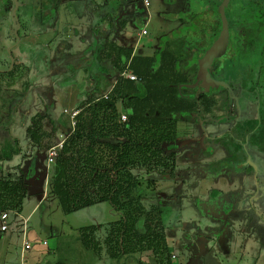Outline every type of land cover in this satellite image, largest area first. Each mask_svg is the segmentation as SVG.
I'll list each match as a JSON object with an SVG mask.
<instances>
[{
  "label": "rangeland",
  "instance_id": "rangeland-1",
  "mask_svg": "<svg viewBox=\"0 0 264 264\" xmlns=\"http://www.w3.org/2000/svg\"><path fill=\"white\" fill-rule=\"evenodd\" d=\"M12 1V4H9ZM47 0H0V71H6L7 62L10 61V54L14 61L22 63L28 68L29 74L25 78L29 82L26 96L28 97L27 109L23 111V115L15 113L13 120L15 123L10 127L6 145L3 147L5 153H11L10 157L1 160V166L13 169L16 172L17 169L24 172H28L27 179H29L27 188V195L22 199L20 218L22 223L26 220V240L32 247V250L24 254V258H20L18 255L19 249L22 245V234H17L13 229L6 234H11L10 240L5 242V239H0V253L4 252L3 260L0 256V264H29V263H41V264H53L54 261H66L69 262L66 255H62V252H55L56 247H85L82 243L81 228H88L97 224L105 225L108 222H114L119 219L122 213L112 210L108 203H103L98 206H92L72 214L66 215L62 212L57 199L48 193V181L46 183V177L42 171V167L45 164L44 157L46 151L56 144L57 135L70 128V125L66 124L67 116L63 115V109L65 106L70 105V102L81 100L87 90L90 89V79L94 74L102 71L95 64L97 60L92 57L91 61L86 62V66L89 68L83 69L79 64H75L69 56H75L76 52L83 50L93 51L96 48V44L85 37L84 40H75L74 34L77 28L71 29V34L66 37L68 25L65 21H72L74 23L79 22L83 11L84 4L81 2H74L72 0H65L63 7L67 5V8L61 10L60 14L63 17L59 20V23L51 21L49 18H44L40 15V9L45 8V2ZM150 7L147 11L139 9L136 5V12L134 0H110L107 2L108 8L115 9L117 5L121 3L128 4L124 6L125 11H129V14L135 15L137 20L136 24L146 23V30L148 36L140 37V27L137 26L135 31L134 27H130V36L134 42H142L144 47L142 55H151V46L157 40L163 41L167 37V33L171 35L180 34L185 31V27H180V21H175L173 18L182 19L187 14H207L213 17V20H218L216 12H218V6L222 0H188L189 4L184 8V0H175L173 4L166 3V0H148ZM257 1V6L250 13L246 12L245 0H228V5L225 10L226 19L230 28L238 27L241 23L249 22L255 24L256 18L261 14V21L264 22V0H252L253 4ZM188 8V9H187ZM187 9V11H185ZM49 10V8H48ZM118 12V16L125 15L126 12ZM186 12V13H185ZM190 12V13H189ZM86 14V13H85ZM93 15L91 12L87 15ZM70 17V18H69ZM63 19V20H62ZM206 15L200 16V24L208 22ZM19 25V33L15 34L17 26ZM95 26V25H94ZM259 27V26H258ZM256 26L251 29L239 28L236 36L242 39L244 42V48L252 46L251 39L253 34L257 31ZM194 29V28H193ZM96 30V29H95ZM119 30V29H118ZM55 36L51 34L56 32ZM81 34L85 32L83 28L79 30ZM199 32V31H198ZM197 30L193 31L192 38L188 41L189 44L195 45ZM200 33V32H199ZM16 37L17 41L14 43L13 39ZM199 38V37H197ZM230 38V31H229ZM228 38V39H229ZM82 42H81V41ZM207 40V37L204 41ZM64 41L66 42L65 44ZM117 46H123L124 43L120 39L116 40ZM231 39H229V42ZM261 38L255 42L253 49L237 50L240 53L238 59H231L234 51H229L231 54L223 62L231 67H239L242 70L253 69L257 73H260L264 78V46L262 51H259ZM155 42V43H156ZM65 47V48H64ZM109 50V51H107ZM107 54H113L111 45H104V51L101 53L102 57ZM91 57V56H90ZM68 64V65H67ZM71 66V69L66 67ZM10 66V64H9ZM228 67L229 70L231 68ZM76 69L74 73L72 70ZM213 69L211 68V72ZM246 81L244 85H248V93L243 94L240 100V110L251 119L255 115V100H261V96H264V81L259 84V87L252 85L254 82L251 78H254V74L246 72ZM240 83V82H239ZM253 86V87H252ZM261 86V87H260ZM252 87V88H251ZM14 88L20 89V84ZM257 88V89H256ZM238 89V88H237ZM255 90H257L255 92ZM218 94V93H216ZM238 95V90L234 93ZM261 95V96H260ZM258 97V98H257ZM23 100V99H22ZM68 101V102H66ZM223 102V101H222ZM67 104V105H66ZM6 106L5 102L0 100V115L5 116ZM122 114H124L122 112ZM217 114V113H216ZM218 112L217 115H219ZM39 115H44L43 118H39ZM64 119V120H63ZM56 121L62 123L63 128L59 130ZM36 122L40 123L39 132H44L51 136V140L45 142L40 146V152H36V147L32 145L27 132L28 125L30 128L35 125ZM263 122V120L261 121ZM259 122V123H261ZM4 127V126H3ZM68 127V128H67ZM190 127H193L192 137L199 135L196 124L191 122L178 123V139L185 137L189 134ZM229 125L222 126H207L205 128L206 135L221 134L224 128ZM223 129V130H222ZM63 131V132H64ZM69 131V130H68ZM263 130L259 129L256 136L258 146H260L262 153L264 154V135ZM63 135V133H62ZM61 135L62 139L63 136ZM16 138V139H14ZM186 138V137H185ZM226 138H223L222 142L226 143ZM194 147V145H193ZM226 151V149H225ZM224 150H222L220 159L228 158ZM14 153V154H13ZM183 161V162H182ZM204 161V160H203ZM189 161L178 158V169L181 171L185 169V166L191 165H204L214 161V158H208L205 162ZM37 162V165H36ZM215 162V161H214ZM196 163V164H194ZM198 163V164H197ZM233 163L223 162L220 163L217 170V176L223 175L222 171L232 168ZM203 169V172L207 175L210 171L207 167ZM1 169V167H0ZM202 169H195L191 180L195 183L191 187V193L195 196L198 202H192L189 199L190 193L184 192V188H180V191H173L170 185L171 179L169 175L163 176L162 174H150L147 175L144 171L140 172L141 178L137 177L140 181L139 192L134 191L133 195L136 198H141L142 212L154 211L155 213L161 211L160 221L164 229V234L170 244V253L176 255V259L172 261L173 264H264V234L253 235L250 231L248 233L245 228L246 223L242 218L235 219V208L233 205L232 195L227 196L229 200L222 206V220L220 223H214L210 218V214L206 215L205 206L207 205L208 198L205 192L206 189L213 187V180L204 181L200 179ZM4 172V171H3ZM19 171H17L18 173ZM0 174H3L0 170ZM137 176L138 172H134ZM214 173H212L213 175ZM210 176V175H209ZM36 177V178H33ZM31 179H35L31 184ZM148 181H154L155 184L148 185ZM254 190L245 195V199L252 198L253 196L258 199H264V180L254 183ZM256 210H259L258 208ZM260 211V210H259ZM155 216V214H154ZM240 216V215H239ZM19 220V219H18ZM137 228L140 229L142 220L136 221ZM260 226L264 225V216L259 220ZM248 225V224H247ZM247 227V226H246ZM221 228V235L215 234L214 230ZM264 229V226L263 228ZM210 230L212 232H210ZM219 230V231H220ZM250 230V229H249ZM14 231V232H13ZM4 235V234H3ZM89 246H95L96 238L93 235L88 234ZM251 238L252 240L248 238ZM208 237V241L205 244L199 245L197 243L201 238ZM105 237L101 240H103ZM46 242V246L42 245V242ZM205 247L204 250H201ZM242 247H261L260 252L262 254L252 261L243 254ZM86 249V248H85ZM89 250V249H88ZM91 251V250H89ZM49 252V253H48ZM90 260L86 258L85 261H94L99 259L96 257L93 251L90 252ZM70 254V253H69ZM106 254V253H104ZM53 255V257H52ZM140 252H129L118 260L105 259L102 256V260H106V264H152L149 263L153 258H142ZM96 260H95V258ZM101 260V261H102ZM149 260V261H148ZM84 264H91L86 262ZM94 264V263H93ZM99 264V263H96ZM101 264H105L102 261Z\"/></svg>",
  "mask_w": 264,
  "mask_h": 264
},
{
  "label": "trees",
  "instance_id": "trees-1",
  "mask_svg": "<svg viewBox=\"0 0 264 264\" xmlns=\"http://www.w3.org/2000/svg\"><path fill=\"white\" fill-rule=\"evenodd\" d=\"M245 1L246 12H253L257 2L251 4L252 0ZM9 4L13 6L12 1ZM216 14L217 21L209 13L204 14L208 21L204 25L197 21L203 14L173 18L180 21V27H185L184 33L166 37L148 56L133 54V49L126 45H111L114 57L111 54L102 57L104 47L102 43L96 44L93 54L97 60L95 66L102 71L94 74L93 79L91 77L90 89L76 103L75 109L79 110L76 126L72 133L63 128L65 136L68 135L47 170L48 193L57 199L64 214L101 203H108L113 210L122 213L116 222L106 226L102 245L95 241V246L91 247L88 241L87 233L94 236L99 227L85 229L82 240L87 249L103 247L113 260L133 251H150L152 264H173L170 244L160 221L161 211L142 212L141 197L136 198L133 193L141 191L137 179L142 177L141 171L147 175H158L173 169L172 160L166 152L178 137V123L211 114L221 103V97L216 99L215 95H207L199 83L195 85L198 61L221 30V20L218 12ZM252 19L261 23L258 27L261 52L264 22L261 21V14L256 18L252 16ZM251 21H244L238 27L230 28L228 25L231 51H248L255 47L252 39L253 45L248 49L243 48L241 39H232L239 28H254L255 24ZM195 29L196 46L188 41ZM13 41L16 43V37ZM9 64L10 61L6 70ZM125 71L134 74L137 80L122 78L121 74ZM74 72L75 69L71 71ZM28 74V68L16 61L11 71L0 73V100L5 102L7 112L5 116L0 115V132L9 134L15 122L13 118L17 105L28 90L29 82L25 79ZM19 84L20 89L14 88ZM106 94L105 99L103 96ZM122 112L127 117L125 123L119 121ZM39 116L43 118V115ZM66 124L70 125L68 118ZM39 130V122L28 128L31 143L41 139ZM4 150L0 161L11 155L10 151L5 153ZM12 172L0 178V207L20 213L29 179L20 169L14 174ZM147 184L155 182L148 181ZM137 220H142L140 229L137 228Z\"/></svg>",
  "mask_w": 264,
  "mask_h": 264
},
{
  "label": "flooded vegetation",
  "instance_id": "flooded-vegetation-1",
  "mask_svg": "<svg viewBox=\"0 0 264 264\" xmlns=\"http://www.w3.org/2000/svg\"><path fill=\"white\" fill-rule=\"evenodd\" d=\"M259 25H261V23L257 21L255 23L257 31L254 33L252 38L253 43L256 42L259 38ZM168 36L170 37L171 35L167 33V37ZM232 39L238 41L239 37L235 34L232 36ZM155 42L151 46L152 52L155 51L161 44V41L159 40H157L156 43ZM125 45L133 49V54H141L143 52L142 48L144 47V44L142 45V47L138 42L134 44L124 43V46ZM229 51H231V47L228 39L225 52L219 58H215L212 64L213 71L211 72V78L214 84L212 85L204 83L205 85L203 86L205 87H202L199 83V86L202 87L201 90H203L204 93L205 90L209 92L205 94L215 95L216 99H219V97H221L220 105L211 114L184 121L196 124V128L199 133L198 137H192V130H194V128L190 127V135L185 136L186 138L181 137L178 139L177 137V139L172 143V145L169 146V151L166 152V155L169 156L170 160H172L173 169L170 172H168L167 170L165 173L161 174L163 176L169 175L172 184L170 186L173 191H180V188H184V192H188V194L190 193L189 199H191L192 202H198V200H196L197 198L193 196L190 192L191 187L195 185V183L191 180L192 174L194 173L192 171H194L195 169H202L201 167H207L210 171L206 175L203 172V169L205 170L206 168H203L201 177L199 178L204 181H208V177H210L211 179L209 180H213L212 185L218 184L219 180L221 179H224V181H226V184H230L231 186L236 184L235 182L239 181H242L244 184H254L259 182V180L261 179L264 180V154L262 153L260 146H258L256 136L253 137V139L250 138L257 134L259 132V129L263 130L262 134L264 135V96L260 95L262 99L254 101L255 115L251 119H249L240 110V100L242 99L243 94L251 92L249 91L250 86L243 84L247 79L245 76L246 72L254 74V78L250 79L254 82L252 84L254 87L255 85L256 87H259V84L263 83L264 78L261 77L260 73H257L256 70L254 71L253 69L247 68V70H242L239 67H231V64H229V66L231 67L229 70V66H227V64L223 62L228 56H230L231 53ZM232 54L233 55L231 59L236 58L239 60V56H241L240 53L233 52ZM261 86H263V84ZM237 90L238 95H235L234 93ZM256 91L257 90H255V92ZM218 112H220L219 115H217ZM262 120L263 122H261ZM225 124L229 125V127L224 128V130L222 129L223 131L221 134H213V136L211 134L206 135L205 128L207 126H222ZM223 138L227 139L226 143L222 142ZM180 142H183L184 144L178 147V143ZM222 150L226 152L228 158L220 159ZM182 156L183 160H186L187 162L199 160H204L203 162H205L206 159L211 157L214 158L215 162L213 161L212 163L204 164L202 166L188 165L185 166V169L180 171L177 166V161L178 158H182ZM223 162L233 163V167L228 168L227 170H223V175L217 176V170L219 169V165ZM212 173L214 174L212 175ZM213 187L205 190L208 201H206L207 205L205 206L204 213L206 215L210 214V218L214 223H220V220L223 219L221 212L222 206L226 203L227 200H229L227 196L232 195L233 205L237 208V204L235 203L237 197L239 196L240 198H244V196L248 194H245L242 191H230L229 193H222L217 189L214 190ZM257 199V196L245 199L246 201H248L249 205H247L255 211L256 208H254L252 202ZM218 229L220 230L221 228Z\"/></svg>",
  "mask_w": 264,
  "mask_h": 264
},
{
  "label": "crops",
  "instance_id": "crops-1",
  "mask_svg": "<svg viewBox=\"0 0 264 264\" xmlns=\"http://www.w3.org/2000/svg\"><path fill=\"white\" fill-rule=\"evenodd\" d=\"M64 1L65 0H47L45 2V5H44L46 7L45 8L42 7L40 9V15L42 17H44V18H49L53 22L59 23V20L61 19V17H63V14H62V16L60 14L61 10L64 9V8H67V5L65 7H63ZM72 1H74L76 3L81 2L82 4H84L85 8L83 10H85L86 14L83 11V14H82L81 18H79L80 19V23L79 22L74 23V22H72L70 20L64 22V23H66L68 25L67 26L68 30H67V32L65 34L66 37H69L70 34L72 33L71 29L77 28V31L74 34V36H75L74 38H75L76 42H78L79 39L84 40L85 37H88V38H90V40L92 42H94L97 45L102 43V47H104V45H106V44L109 45V46L110 45H117V41L116 40H118V39L123 41V43H130V44L137 43V42H134L133 38L130 36V31L128 32V30H129V28L131 26L134 27L132 29H134L135 31H138V30H136L138 24H136L137 20L135 19V15H133V13H132V15H130L129 11H127V10L125 11V9H124V6H126L128 4V2H126L124 4L121 3V5L118 4L115 9H111L110 10L108 8V4H107V2H109L110 0H72ZM174 2H175V0L173 2L172 1L169 2V4H173ZM133 3L135 4V8L133 10L135 12H136V5L138 6L139 9H143L145 11H147L148 8L150 7V2L149 1H148V3H149L148 6H145L143 4V0H134V2H132V4ZM188 4H189L188 0H184V6H185L184 8H186L188 6ZM48 8H49V10H48ZM187 9L185 11H187ZM123 11L126 12V16L122 15L121 17L120 16L117 17V13L118 12H123ZM89 12H91L93 15L92 16L89 15V14L87 15V13H89ZM117 18H118V20H117ZM146 23L140 24V25H142L141 28H140V30H141L140 31V37L141 38L148 36V32L146 30ZM81 28H83L85 30V32L83 34H81L79 32V30H81ZM143 30L146 31L145 35H141V32ZM56 34H57V31L53 32L51 35L55 36ZM65 43L66 42L64 41L63 44H65ZM139 44L142 47L143 39H142L141 43L139 42ZM107 51H109V50H107ZM151 53H152V51H151ZM93 54H94V50H93V53H92L90 50H87V51L86 50H84V51L82 50L81 51V49H80L79 52H76L75 56H69V58L71 60H73L75 64H79V66L85 72V69L87 68L85 64H86L87 61H89V60L91 61L92 57L95 56ZM112 57H114V53L112 54ZM71 68L72 67L70 65L68 67H66L67 70L71 69ZM75 71H77V70L75 69ZM66 102H68V101H66ZM76 103H78V100L70 102V105L66 104L67 106H65L64 109H75ZM27 106L29 107V105H28V97L25 95L23 100H21L19 102V104L17 105L16 113L18 112V113H20L19 115H22L24 117L23 111L25 109H27ZM54 124H57V127H59V130H60V128L62 130L63 126H65V125H63V121H62V123L61 122L58 123V121H56V123H54ZM28 128H30V125H28ZM28 128H27V130H28ZM68 130L70 131V128ZM62 133H63L64 136L62 135ZM62 133L61 134L59 133L57 135V137L55 139H53V141L56 140L55 141L56 144L59 141H61L63 138H66L67 135H68L67 134L65 136V133L63 131H62ZM38 135L41 137V139L40 140H36V143H34V144L32 143V145L36 147V152L35 153H37V154H38V152H40V150H38V149H41L40 146L42 144H44L45 142L51 140V136L48 137V135L46 133L42 132V131L39 132ZM61 135L63 136V138L59 139V138H61ZM7 138H8V133L4 132V131H1L0 132V155H1V153H3L2 152L3 151V147L6 145ZM14 139H16V138H14ZM46 153H47V151H46ZM45 157H46V154H45ZM45 157H44V161H45ZM1 163L2 162L0 161V167H1L0 170H1V172L3 174H0V178L5 176L8 172H12L13 171V169L8 168V170H7L6 168L2 167ZM36 165H37V162H36ZM41 167H42V171H43V169H47L46 168V162ZM48 168H49V166H48ZM19 169H21V168H19ZM45 175H46L45 177H46V183H47L48 172ZM235 183L236 184L233 183L234 185L231 186L230 184H226V181H224V179H221V180H219L218 184L214 185L213 189L214 190L217 189V190H219L222 193H229L230 191H232V192H234V191H237V192L238 191H242V192H244L246 194V193H249V192L253 191L254 187H255L253 183H245L244 184L242 181L235 182ZM235 203L237 204V208H236V212H235L237 214L235 215V219L242 218V220L245 221L244 223H246V226H247V227L245 226V228H247L248 233L251 231L253 233V235L264 234V229H261V228H263L264 225L261 227L260 223H259L260 218L262 216H264V200L263 199H257L254 202H252V205L254 206V208H256V209L258 208L260 211L259 210H256V211L252 210V208L248 206L249 205L248 201H246L245 198H240L239 196L237 197ZM101 204H103V203H101ZM98 205H100V204H97L95 206H98ZM16 213L19 214L18 212H16ZM19 216H20V214H19ZM116 221H114V222H116ZM114 222H108L105 225H102L100 223L95 225V226L99 227V229L96 230L95 235H94L95 238H96L97 244L102 245V240L101 239L103 238V235H105L106 226L111 224V223H114ZM21 224L22 223L20 221V218H17L16 223H15V225L13 227L14 228L13 230L19 235L22 234ZM85 229L86 228H81L80 229L81 238H82L83 233L85 232ZM214 231H215L214 232L215 234L221 235V231H219V229L218 230H214ZM210 232H212V231L210 230ZM11 235H12V232H11V234H4V235L2 233H0V239H5V242L7 243V241L10 240ZM249 235H250V233H249ZM22 238H23V236H22ZM251 238H252V236H251ZM251 238L249 236V238L247 240H249ZM25 241H27L26 238H25ZM207 241H208V237L201 238L200 240L197 241V243L199 245H201V244H205ZM22 243H23V239H22ZM82 243H83V240H82ZM85 248L86 247H72V248H69V247H67V248L66 247H56L55 252L56 253L62 252L63 253L62 255H66L67 256V259H69V262H67L68 260H66L64 262L56 260V261H54L53 264H84L86 262L87 263L91 262V264H93V263L94 264H96V263L101 264L102 261L105 262V264H106V260H102V256L105 259H111V256H110V254H108V252H107V254H104L105 250H104L103 247H95V248L89 249V250H91V251H93L95 253V255L99 259V261L96 260L95 257L94 258H95L96 261H94V259L92 261H85L86 258H89L90 254H91L90 253L91 251H89L87 248L86 249ZM204 249H205V247L201 248V250H204ZM260 249H261V247H242V252H243V254L246 253V256L249 257V259H251L252 261H254V260L257 259V257L259 255L262 254V251L260 252ZM30 250H32V247H31ZM30 250L23 252L22 251V245H21L18 255L22 259L24 254L29 252ZM142 255H144V256H142L140 258L141 260H142V258H148L147 256H151V258H152V254H151L150 251H144V252H142ZM0 256L2 257L1 260H3L4 252L0 253ZM52 257H53V255H52ZM89 260H90V258H89ZM149 263H152V260L149 261ZM29 264H34V263H29ZM35 264H41V263H35ZM139 264H141V263H139Z\"/></svg>",
  "mask_w": 264,
  "mask_h": 264
},
{
  "label": "built area",
  "instance_id": "built-area-1",
  "mask_svg": "<svg viewBox=\"0 0 264 264\" xmlns=\"http://www.w3.org/2000/svg\"><path fill=\"white\" fill-rule=\"evenodd\" d=\"M143 4L145 6H148L149 3L147 0H143ZM145 34H146V31L143 30L141 32V35H145ZM121 77L124 79H128L130 81H136L137 80V77L128 71H125L124 73H122ZM103 98L106 99L107 94L104 95ZM62 114L66 115L68 117V119L70 121V133H72L75 126H76V117L79 114V110H77V109H64ZM119 121L121 123L127 122L126 115L125 114L120 115ZM65 139L66 138H63L61 141H59L57 144H55L54 146L50 147L47 150L46 157H45L47 170H48V166H50L55 161V159L57 158L59 151L62 149V146H63ZM46 173H47V171H46ZM17 217H18V214L15 211L6 210V209H3L2 207H0V233H2V234L9 233L13 229V227L16 223ZM26 223H27V221L23 220L22 224H21L22 236H23V243H22V251L23 252L31 249L30 244L27 241H25ZM42 245L46 246V242L43 241ZM175 259H176V255L171 254L170 255L171 262L174 261Z\"/></svg>",
  "mask_w": 264,
  "mask_h": 264
},
{
  "label": "water",
  "instance_id": "water-1",
  "mask_svg": "<svg viewBox=\"0 0 264 264\" xmlns=\"http://www.w3.org/2000/svg\"><path fill=\"white\" fill-rule=\"evenodd\" d=\"M171 1L173 2L174 0H166L167 3ZM227 5H228V0H222L220 5L218 6V15L221 20V30L219 34L213 40L211 47L206 51V53L198 61L199 70H198L197 79L195 81V85L200 83L202 87H205L203 85L207 83L212 84V85L214 84L211 78L212 64L216 57L223 55V53L225 52V49L227 47L228 37H229L228 22H227L226 15H225V10L227 8ZM18 30H19V25L17 26V29L15 31L16 36H17ZM13 66H14V59L12 58L10 54L9 68L6 71H0V73L11 71L13 69ZM205 93H209V92L205 90ZM183 144H184L183 142L178 143V147L182 146ZM46 171L47 169H43L44 175L47 174ZM27 173L24 172L26 176H27ZM33 178H36V177H33ZM31 180H32L31 181L32 183L35 179L34 180L31 179Z\"/></svg>",
  "mask_w": 264,
  "mask_h": 264
}]
</instances>
